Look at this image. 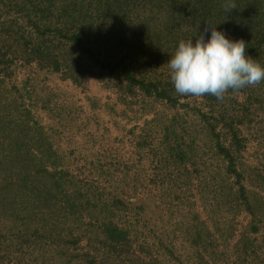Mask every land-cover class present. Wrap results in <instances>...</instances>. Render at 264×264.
Here are the masks:
<instances>
[{"label": "trees", "instance_id": "obj_1", "mask_svg": "<svg viewBox=\"0 0 264 264\" xmlns=\"http://www.w3.org/2000/svg\"><path fill=\"white\" fill-rule=\"evenodd\" d=\"M229 3L235 9L230 11ZM209 25L233 39H243L246 54L264 65V0H0V264H26L34 253L30 247L44 240L56 247L78 246L81 237L73 231L61 234L57 225L60 217L77 219L83 211L101 224L104 240L94 247L95 253L90 246L69 259L70 264H112L125 261L131 252L132 264L144 262L134 252L139 242L135 226L125 227L111 218L127 208L128 191L122 189L125 195L121 196L94 185L83 187L61 167L51 136L27 103L32 97L31 82L18 84V72L39 69L79 86L95 79L116 89L122 98L140 92L145 99H162L175 109H189V98L197 97L175 92L167 61L180 41L195 40ZM236 96H243V101ZM200 98L204 105L194 108L197 124L184 126L177 116L164 124L162 150L171 163L186 164L196 151L197 139L192 137H209L225 158L227 175L234 176L239 186L229 195L247 207L254 216L251 230L257 231L255 221L261 218L237 155L246 148L242 127L252 122L253 108L264 107L263 98L253 86L229 90L222 100L212 95ZM136 144L143 150L152 145L151 137H141ZM133 181L129 186L136 195L142 185ZM138 205L134 209L140 212L143 208ZM203 236L198 232L195 243L200 245ZM253 246L243 238L236 248L241 261L255 253ZM102 247L106 253L99 256ZM138 248L147 255L144 245ZM209 249L214 251L215 245ZM12 255L17 262H10ZM214 255L221 257L217 249ZM199 260V264L205 261L202 256Z\"/></svg>", "mask_w": 264, "mask_h": 264}, {"label": "rangeland", "instance_id": "obj_2", "mask_svg": "<svg viewBox=\"0 0 264 264\" xmlns=\"http://www.w3.org/2000/svg\"><path fill=\"white\" fill-rule=\"evenodd\" d=\"M16 79L18 84L31 82L32 97L27 103L51 136L53 148L62 158L61 167L69 170L83 187L94 185L121 196L125 195L122 189L128 191L127 208L112 213L111 218L125 227L134 225L138 231L134 252L144 262L137 264H199L201 256L205 259L202 264H264V180L258 177H264V107L253 108L252 122L242 127L246 148L237 155L245 174L243 181L261 218L255 221L259 229L252 231L254 216L229 195L239 186L234 176L227 175L225 158L212 147L209 137L191 136L197 139L196 151L186 164L171 163L162 150L164 124L168 125L174 116L184 126L197 124L194 108L204 105L202 98H189V109H175L162 99H145L140 92L122 98L116 89L95 79L79 86L39 69L20 70ZM253 88L264 101V82ZM236 98L239 102L244 99ZM146 136L151 137L152 145L140 150L136 142ZM135 179L142 185L136 195L129 186ZM135 205L143 209L138 212ZM59 222L61 234L73 231L81 237L79 245L56 247L44 240L30 247L34 253L26 264H70L69 259L90 246L95 253L94 247L104 240L101 224L97 225L87 211L77 219L62 216ZM198 232L204 235L200 245L194 240ZM245 237L253 243L255 253L241 261L236 248ZM141 245L147 255L139 251ZM211 245H215L214 251L209 249ZM216 249L221 257L214 255ZM99 253L105 255V247ZM129 255L125 261L111 263L132 264L135 255ZM9 259L18 260L16 255Z\"/></svg>", "mask_w": 264, "mask_h": 264}, {"label": "clouds", "instance_id": "obj_3", "mask_svg": "<svg viewBox=\"0 0 264 264\" xmlns=\"http://www.w3.org/2000/svg\"><path fill=\"white\" fill-rule=\"evenodd\" d=\"M231 11L234 3L227 5ZM210 33V35H209ZM247 43L209 25L195 40L180 41L168 59L170 79L180 95L215 96L264 82V65L246 54Z\"/></svg>", "mask_w": 264, "mask_h": 264}]
</instances>
